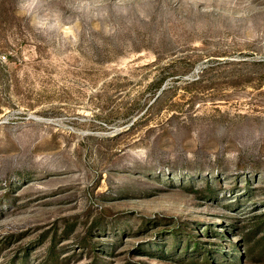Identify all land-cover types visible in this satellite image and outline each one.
<instances>
[{
	"label": "rangeland",
	"instance_id": "rangeland-1",
	"mask_svg": "<svg viewBox=\"0 0 264 264\" xmlns=\"http://www.w3.org/2000/svg\"><path fill=\"white\" fill-rule=\"evenodd\" d=\"M0 264H264V0H0Z\"/></svg>",
	"mask_w": 264,
	"mask_h": 264
}]
</instances>
